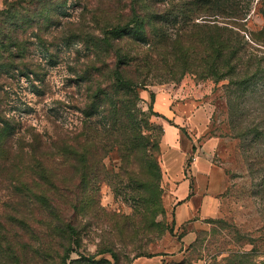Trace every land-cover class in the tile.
Returning <instances> with one entry per match:
<instances>
[{"label":"trees","instance_id":"obj_1","mask_svg":"<svg viewBox=\"0 0 264 264\" xmlns=\"http://www.w3.org/2000/svg\"><path fill=\"white\" fill-rule=\"evenodd\" d=\"M67 1L4 0L0 110L9 81H44L32 43L47 50L46 35L59 24ZM252 12L263 20L257 31L248 26ZM99 31V37L83 35L90 37L84 43L91 59L81 77L93 85L91 99L105 100L103 127L87 110L88 124L78 135L33 134L24 144L14 140V127L0 113V264H132L152 257L137 244L138 235L146 231L159 239L172 230L159 220L165 216L160 142L152 135L150 115L138 106L140 90L153 79L179 82L188 75L227 81V103L234 110V97L244 98L252 83L264 79L255 49L264 46V0H105ZM112 155L116 170L104 162ZM104 182L133 202V218L114 215L95 254L70 260L100 220L97 191ZM103 254L113 262L97 260Z\"/></svg>","mask_w":264,"mask_h":264},{"label":"rangeland","instance_id":"obj_2","mask_svg":"<svg viewBox=\"0 0 264 264\" xmlns=\"http://www.w3.org/2000/svg\"><path fill=\"white\" fill-rule=\"evenodd\" d=\"M59 14V24L46 35L47 50L36 40L32 43L31 55L45 72L44 81L23 77L9 81V97L0 110L20 143L29 144L33 134L72 138L88 124V114L98 127L105 125V100L91 99L93 85L81 77L91 59L84 43L90 37L83 35H101L105 0H68ZM262 25V18L252 12L249 28L257 31ZM255 47L264 68V46ZM152 81L148 89L140 90L138 106L150 115L152 135L160 142L157 157L165 216L159 220L172 233L159 239L146 231L138 235L137 244L146 246L152 257L137 258L132 264H264V79L252 83L244 98L234 97V110L227 103V81H198L191 75L179 82ZM175 152L185 156L180 172L191 185L192 197L187 200L193 199L195 208L183 222L177 207L185 200L175 199L178 183L164 163ZM104 162L116 170L115 155ZM197 173L203 174L200 180ZM97 192L103 209L100 220L89 228L70 260L82 253L95 254L114 215L133 218L134 204L123 193L105 182ZM102 259L113 262L110 254L97 257Z\"/></svg>","mask_w":264,"mask_h":264},{"label":"crops","instance_id":"obj_3","mask_svg":"<svg viewBox=\"0 0 264 264\" xmlns=\"http://www.w3.org/2000/svg\"><path fill=\"white\" fill-rule=\"evenodd\" d=\"M172 149L174 151H178L175 145ZM182 154L183 152H175L174 156H169L167 157V160L164 161L166 170L170 175H172L173 179L177 180L178 183V189L175 194V199H177L178 202H183L185 200V203L177 207V217L179 221L181 220V222L190 219L193 211L195 210L193 199L187 200V198L192 197H189L191 185L188 179L184 175H181L180 172L181 165L183 164V161L185 159V156H183ZM175 163H179V166H176ZM201 175L203 174L197 173L195 177L200 180Z\"/></svg>","mask_w":264,"mask_h":264}]
</instances>
